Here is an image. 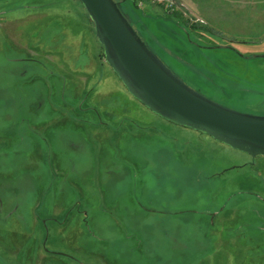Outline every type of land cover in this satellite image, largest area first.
I'll list each match as a JSON object with an SVG mask.
<instances>
[{"label":"rangeland","instance_id":"1","mask_svg":"<svg viewBox=\"0 0 264 264\" xmlns=\"http://www.w3.org/2000/svg\"><path fill=\"white\" fill-rule=\"evenodd\" d=\"M78 1L0 0V264H264V156L132 97ZM117 1L189 87L264 115V0L211 21L182 5L207 29L189 36Z\"/></svg>","mask_w":264,"mask_h":264},{"label":"water","instance_id":"2","mask_svg":"<svg viewBox=\"0 0 264 264\" xmlns=\"http://www.w3.org/2000/svg\"><path fill=\"white\" fill-rule=\"evenodd\" d=\"M106 63L128 93L164 120L252 158L264 156V115L225 107L189 87L146 45L115 0H79Z\"/></svg>","mask_w":264,"mask_h":264},{"label":"crops","instance_id":"3","mask_svg":"<svg viewBox=\"0 0 264 264\" xmlns=\"http://www.w3.org/2000/svg\"><path fill=\"white\" fill-rule=\"evenodd\" d=\"M180 6L185 5L188 12L211 21L228 9L229 2L225 0H176ZM245 3L246 0H240ZM255 2V0H253ZM219 14V15H218ZM211 226V225H210ZM212 227V226H211Z\"/></svg>","mask_w":264,"mask_h":264},{"label":"trees","instance_id":"4","mask_svg":"<svg viewBox=\"0 0 264 264\" xmlns=\"http://www.w3.org/2000/svg\"><path fill=\"white\" fill-rule=\"evenodd\" d=\"M117 3H118V1L117 0H115ZM132 2H133V4H134V6H140L139 5V0H131ZM79 2V4H81L80 3V1H78ZM147 2V1H146ZM175 2L177 3V4H179L176 0H175ZM145 3V2H144ZM147 3H149V2H147ZM149 4H151V3H149ZM151 5H153V6H157V7H159V8H161V10H163L165 13H168V14H171V15H174L175 16V18H177L179 21H181L182 23H183V25L185 26V30H186V35H188L189 36V30L190 31H193V32H198V30L200 29L201 30V32L202 31H207V29H206V27H204L203 26V24H196V23H194V22H189V21H187V20H185L184 18H183V16H182V14L180 13L181 11H179V9H173V10H170V9H168V8H166L164 5H155V4H151ZM118 6H119V4H118ZM81 7H82V11H83V14L84 15H86L87 17H88V20L91 22V19L89 18V16H88V14L86 13V11H85V9H84V7L81 5ZM119 8H120V6H119ZM120 10H121V8H120ZM121 12H122V10H121ZM123 13V12H122ZM123 15L125 16V14L123 13ZM126 17V16H125ZM127 18V17H126ZM128 19V18H127ZM129 21V20H128ZM130 22V21H129ZM131 23V22H130ZM132 25V24H131ZM135 29V28H134ZM137 32V31H136ZM200 32V31H199ZM138 33V32H137ZM138 35L141 37V35L138 33ZM149 36H150V38L151 39H153V36H152V34L151 33H149ZM141 39L143 40V38L141 37ZM150 39V40H151ZM143 41H145V40H143ZM153 41V40H152ZM146 43V42H145ZM146 45L148 46V44L146 43ZM202 46V45H201ZM148 48H150L149 46H148ZM161 50H163V51H166L167 50V48L164 46V45H162L161 44V46L159 47ZM101 52H100V56H101V58H104V56H103V47H102V45H101ZM151 49V48H150ZM152 50V49H151ZM153 51V50H152ZM154 52V51H153ZM155 53V52H154ZM156 54V53H155ZM157 55V54H156ZM158 56V55H157ZM66 212H68V210L66 211ZM69 215V214H68ZM64 216V215H63ZM67 219H68V217H61V220H62V222L63 221H67ZM61 222V223H62ZM57 224H60L59 222H57ZM44 239H48V230H47V228H46V230L44 231ZM42 246H43V249L46 251L47 249H45L46 248V242H45V240L43 241V243H42ZM47 252V251H46ZM49 253H52L51 251H48ZM205 261H201V262H199V264H205L204 263Z\"/></svg>","mask_w":264,"mask_h":264},{"label":"built area","instance_id":"5","mask_svg":"<svg viewBox=\"0 0 264 264\" xmlns=\"http://www.w3.org/2000/svg\"><path fill=\"white\" fill-rule=\"evenodd\" d=\"M146 1L151 4H155V5L162 4L170 10L178 9L180 7V5L175 2V0H139V5H141L143 2H146Z\"/></svg>","mask_w":264,"mask_h":264}]
</instances>
